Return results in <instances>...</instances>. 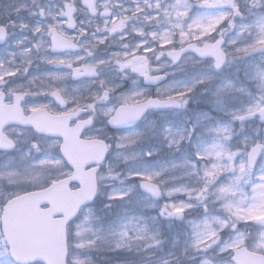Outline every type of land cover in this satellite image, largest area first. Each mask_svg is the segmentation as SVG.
<instances>
[{"label":"snow or ice","instance_id":"snow-or-ice-1","mask_svg":"<svg viewBox=\"0 0 264 264\" xmlns=\"http://www.w3.org/2000/svg\"><path fill=\"white\" fill-rule=\"evenodd\" d=\"M14 2L15 9L7 10L4 18L0 19V42H7L10 29L17 27L11 19L13 12L19 16L27 10L30 16L41 19L34 24L21 21L19 27L33 34L29 44L25 46L23 41L17 40L19 51L11 53L9 60H0V150L15 148L17 141L12 133L17 127H24L36 136L31 141V149L44 153L28 166V170L42 171L53 165L60 169L75 168L73 175L79 178L83 187L73 205L60 213L63 219L59 226L62 234L59 264H70V224L80 207L94 196L97 187L94 165L105 156L108 145L85 133L86 124L79 119L78 110L69 106L61 87L62 81L68 75L73 78L97 77L103 65L112 63L121 72H131L145 80L156 81L161 77L152 75L153 57L159 60L166 56L172 62H179L190 58L187 54L192 53L218 70L233 56L250 57L258 52L264 53V12L258 11L264 8V0H248L246 8L242 7L240 0H195V3L193 0H61L55 11L47 4H40L39 0H32L35 8L30 7L26 0ZM194 8L204 11L194 14ZM208 9L216 11L209 12ZM81 13L88 15L89 24L95 23L91 39H85L88 33L79 19ZM245 16L251 17L249 23H237V17L244 19ZM137 19L145 23H133ZM148 22L158 27L146 31L145 24ZM230 28L237 30V36L228 41L233 50L231 52L224 46V36ZM129 31L136 34L135 42L122 44L121 50L110 53L107 58L97 57L92 48L86 50L81 44L82 40L84 44L94 42L97 48L106 44L111 36H119L123 41ZM245 32L249 33L247 38L242 36ZM41 52L44 55H40L39 59L66 71L46 73L48 86L35 91L32 88L17 90L23 88L20 84L15 88L8 87L13 78L30 73L33 59ZM212 79L211 74H205L191 85H169L156 97L145 96L141 91L124 95L118 108L109 109L111 123L123 127L139 120L149 109L182 107L186 103L187 92H191L197 84ZM36 80V75L29 76V83L34 87ZM249 80L254 84L255 91L240 90L247 91L251 103L243 112H234L233 117L244 120L258 114L260 119H264V66L253 67ZM232 87V82H227L217 95ZM107 95L108 90L105 89L104 98ZM37 96L54 97L55 106L47 100L29 99ZM212 131L217 134V142L198 144L193 158L185 159L181 165L189 174L200 177L199 187L189 188L179 184L162 190L164 181L160 178L167 171V166H146L143 170L131 171L134 182L126 189L116 191L113 198L123 199L139 187L156 199L162 195L167 197L160 208L161 213L181 218L193 207V197L207 210V197L213 195L228 216L216 215L210 219L206 216L201 221L191 222L192 246L201 248L219 242L224 250L232 254L233 264H264V233H261L259 242L250 247L247 236L237 227L240 221L264 225V143L253 144L241 156L228 147L227 141L231 136L228 126H217ZM164 132L170 144L180 145L186 138H191L182 128L169 127ZM140 135L139 132H131L121 139L131 145ZM74 141L82 149L77 160L69 151ZM54 153H58L59 159L54 158ZM83 169L87 171L82 172ZM14 174L10 172L8 175ZM50 214H55L54 208L50 209ZM227 227L232 229V235L222 240L221 230ZM129 229L134 235H129ZM133 240L159 243L156 234L149 233L147 225H138L136 218L121 226L117 247L130 245ZM71 264L84 262L72 256Z\"/></svg>","mask_w":264,"mask_h":264},{"label":"rangeland","instance_id":"rangeland-1","mask_svg":"<svg viewBox=\"0 0 264 264\" xmlns=\"http://www.w3.org/2000/svg\"><path fill=\"white\" fill-rule=\"evenodd\" d=\"M170 2V0H167ZM195 3V0H193ZM242 5V0H240ZM49 6L51 4H48ZM194 14L204 11L203 9L194 8ZM209 12H215L216 9H208ZM33 21L23 20L30 24H34L39 17H33ZM237 23H249L250 20L237 17ZM24 33L14 37L0 53V60L11 59L10 54L19 51L17 40L24 42L27 46L32 38ZM237 36V30L234 37ZM244 38L249 33L242 34ZM231 38V39H232ZM184 59L177 67L167 72V86H183L191 85L202 75L211 74L213 79L205 83L197 84L191 91L187 92L185 99V108L176 111H165L162 120L169 122V127L173 129H193L194 135L198 133L197 141L194 145L189 142L182 152L177 151L171 157L157 155L153 157L143 158L137 157L134 161L129 162L130 166L136 169L147 167L159 168L167 166L164 173L168 177L167 183L170 185H179L184 183L191 187H199L200 179L197 175L192 174L191 177L185 175L188 170L182 167L185 159H191L194 156L198 144L206 145L217 142V134L212 129L217 126H228L231 129V136L227 141L228 147L235 151L239 150V155H243L255 143H264V121L258 117L245 118L244 120L233 117L234 112H243L251 103V98L247 91H241V88L255 91L250 86L249 76L255 66H264V53H256L250 57H242L237 61L227 63L223 71H214L208 69V62L197 60L194 56ZM239 57V56H238ZM16 63L19 64V57H16ZM164 68L170 62L163 58ZM169 63V64H168ZM198 66V67H197ZM231 81L233 87L224 89L217 95L222 85ZM206 114V115H205ZM15 138L16 135L12 134ZM32 135L27 133L21 137V148L10 153L0 152V191L4 189L2 196L11 197L31 189L43 188L54 180H57L71 171L69 167L60 169L55 174L52 173L50 167L39 170H28V166L38 161L43 152H36L31 149ZM219 142H224L220 140ZM182 144L185 141L181 142ZM232 143V144H231ZM150 150V149H149ZM175 165V167H173ZM259 169V165L257 167ZM14 175H8L9 173ZM202 175V173H201ZM175 177V179H173ZM226 179V177H225ZM48 183H45V182ZM134 182V180H133ZM130 184L127 181H115L113 183L114 191H112L107 202V206L103 208L106 219L101 221L96 216H90L79 230V239L76 241L77 259L84 264H130L131 261H139V264H164L165 260L172 264V258L179 254L181 246L174 242V238L180 237L181 241L186 235L189 242L192 243V224L203 220L206 216L210 219L212 216L219 215L227 218L228 214L221 208V202L217 201L213 195H209L206 200L207 210L199 201L192 198L193 207L188 209L181 218L162 214L159 208L162 205L158 199L148 194L143 189L136 187L135 190L125 198H113L116 191L126 189ZM0 199V216L3 205L7 202ZM187 199V197H183ZM163 202L167 197L161 198ZM3 202V203H2ZM155 205V206H152ZM136 218V223L140 226L147 225L149 233H155L158 244L148 243L149 240H133L130 245L117 247L119 241V232L121 226L129 219ZM214 227H218L215 224ZM237 227L245 233L247 238H251L250 243L256 244L260 240L261 233H264V225L255 222L240 221ZM129 235L134 233L129 229ZM232 235V229L227 227L221 230V239L227 240ZM7 252V255H0V264H16L9 255L8 248L1 233L0 224V253ZM220 255H223L222 253ZM41 264V263H37Z\"/></svg>","mask_w":264,"mask_h":264},{"label":"clouds","instance_id":"clouds-1","mask_svg":"<svg viewBox=\"0 0 264 264\" xmlns=\"http://www.w3.org/2000/svg\"><path fill=\"white\" fill-rule=\"evenodd\" d=\"M247 2L248 0H242V6L246 8ZM258 11L264 12V8ZM245 18L251 20V17L245 16ZM83 23H85V21H83ZM92 26H95V23L89 24V27ZM81 44L86 50L88 48H92L93 50L96 49L94 42L93 44ZM229 51L231 52L233 50L229 49ZM235 58L236 56H233L231 59ZM151 64L153 66L152 75L161 77V79L156 81L145 80L142 76H138L137 74L119 71L115 64L112 63L103 65L101 74L98 75L96 79H91L89 82L71 84L67 82V78L71 77L68 75L61 83L69 106L78 110L79 119L86 124L85 133L96 137L108 145L105 156L94 165L97 182L94 196L80 207L70 224V264L72 256L77 258L75 244L79 239L77 233H79L81 225L87 221L90 216H96L97 219L101 221L106 219L103 208L107 206L111 193L114 191L113 183L115 181L133 183V179L130 176L131 171L143 170L131 167L129 162L134 161L137 157L148 158V153H151V157L154 155H157L158 158L161 156L171 157L177 151L182 152L183 149L188 146L189 142L194 145L197 141V136L199 134L196 133L194 135L193 129H185L191 138H186L184 140L185 143H181L180 145L170 144L169 138L164 132L166 128H169V122L167 120L153 118L152 114L156 109L147 110L141 118L137 120L142 125V127L137 130H126L125 126L116 127L111 123V113L109 109L118 108L121 103V98L124 95L141 91L145 96L156 97L168 87L163 81V77L167 76V72L163 74L160 72V70L164 68V63H156V61L152 59ZM104 68L110 69L113 75H102ZM45 74L46 73L43 74V78L37 76L35 87L29 83L28 78L30 87L23 85V88L17 90L22 91L26 88L36 90L39 87L48 86L49 81L45 77ZM37 81H39V83H37ZM126 82H128V86L124 87ZM250 86L254 87V84L251 82ZM8 87L15 88L16 85H8ZM105 89L108 90L106 98H104ZM43 100H47V102L55 106L54 97H43ZM260 120L264 121V119ZM131 132H139L141 135L134 144L129 145L123 141L121 137ZM54 158L59 159L58 153H54ZM50 170L55 174L60 168L53 165L50 166ZM184 174L189 177L192 176V174L188 172ZM3 175L5 174L0 173V176ZM160 179L164 181V183L161 184L162 190L173 186L167 183L168 177L163 175ZM173 179H175V177H173ZM180 184L186 185L184 183ZM186 186L189 188H196L188 185ZM164 197L165 196L162 195L161 198ZM250 240L251 238H248V245L252 247L254 244L250 243ZM174 242L180 244L181 250L178 255L172 258V264H233L234 258L232 254L224 250L223 245L219 242L196 248L192 246V243L189 242V238L186 235L182 241L180 237L174 238ZM148 243L152 242L149 240L144 246H147ZM201 249H203V251H201ZM221 253L223 255H220ZM130 264H139V261H131ZM164 264H169V261L165 260Z\"/></svg>","mask_w":264,"mask_h":264},{"label":"water","instance_id":"water-1","mask_svg":"<svg viewBox=\"0 0 264 264\" xmlns=\"http://www.w3.org/2000/svg\"><path fill=\"white\" fill-rule=\"evenodd\" d=\"M69 151L74 160L80 158L75 142L69 146ZM73 169L75 172L74 167ZM72 181L79 182L80 188L72 189ZM82 187L79 178L72 175L47 188L21 194L7 202L1 217L2 232L10 255L16 262L30 264L42 261L45 264H59L62 251L59 226L63 219L60 213L73 205L81 194ZM45 205L48 207L43 208ZM53 208L55 214H50V209Z\"/></svg>","mask_w":264,"mask_h":264},{"label":"flooded vegetation","instance_id":"flooded-vegetation-1","mask_svg":"<svg viewBox=\"0 0 264 264\" xmlns=\"http://www.w3.org/2000/svg\"><path fill=\"white\" fill-rule=\"evenodd\" d=\"M26 2L30 7L35 8V5L32 4V0H26ZM60 2H61V0H39L40 4H47V5L51 4L50 7L52 8L53 11L56 10V8L60 4ZM15 7H16V3L14 2V0H0V19L4 18L3 14H5L7 10L15 9ZM11 19L16 22L17 27L10 29L11 35H10V38L7 41V43L10 42L14 37L18 36L19 34L24 33L26 35H30V33L27 30L19 27V24L23 20L33 21V18L28 14L27 10L23 11L19 16H17L15 14V12H13ZM39 19H41V18L39 17ZM79 19L82 21H85L83 26L86 28L87 33H88V35H87V37H85V39H91V33L95 31V26L89 27V17L86 13H81L79 16ZM237 21H238V19H237ZM97 22H99V21L97 20ZM133 23L141 24V23H145V22L137 19V20H134ZM156 27H158V26L151 23V22H148L145 24V30L146 31H151ZM224 27L227 28V25H224ZM235 33H236L235 28H230L225 33V36H224L225 45L224 46L228 50L232 49L231 45L228 44V41L234 36ZM135 38H136V34L134 32H131V31H129V34L125 37V39L123 41L120 40L119 36H111V37H109V40L106 42V44L100 45L94 50L95 55L97 57H100V58H107L110 55V53H112L114 51L121 50L122 44L134 43ZM7 43L4 45H0V53H1L2 49L5 46H7ZM81 43H83V40L81 41ZM177 46H179V45H177ZM40 55H44V53L43 52L39 53L37 55V57L33 59V64H32V68L30 69V73L27 75H18L17 77L13 78L12 80L9 81V86H14V85L20 84V85H26V86L30 87V85L28 84V78L31 75L41 76V78H43L44 73L55 72V71H66V69H63V68L57 69L56 66L50 65V64L44 62L43 60L39 59L38 57ZM191 55L196 57L195 54L191 53ZM163 58L157 60L153 57V60L156 61V63H163ZM238 59H239V57L236 56L235 59H230L228 61V63L236 61ZM205 61L208 62L207 60H205ZM175 67L176 66H174L173 64H169L166 68H162L160 70V72H161V74H163L164 72H166L172 68H175ZM208 68L211 69L210 66H208ZM102 75L111 76V75H113V72L108 68H104ZM91 79H96V77H92V78H89V77H83V78L68 77L67 82L71 83V84H82V83L89 82ZM37 83H39V81H37ZM127 86H128V82H126L124 84V87H127ZM33 91H35V89H33ZM29 99L31 101H40V100H43V97H30ZM165 111L176 112L177 110L160 108V109L154 110L152 116L155 119H161L162 120V116H163V113ZM125 127H126V130H137L140 127H142V125L139 121H135V122H133V123H131ZM13 133L16 135V139L18 141H21V137L25 136L27 133H29L33 137H36L33 132H31L30 130H28L24 127H17ZM18 146H19V143H18ZM81 150H82L81 147H79L78 152H80ZM70 173L71 172L67 173L65 176L69 175Z\"/></svg>","mask_w":264,"mask_h":264}]
</instances>
